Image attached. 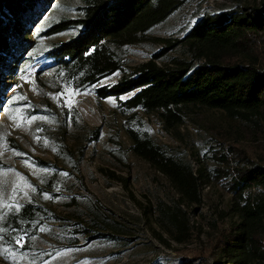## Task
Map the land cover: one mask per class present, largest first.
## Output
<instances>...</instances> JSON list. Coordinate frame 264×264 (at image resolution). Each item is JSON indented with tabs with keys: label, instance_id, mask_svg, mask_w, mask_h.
Returning a JSON list of instances; mask_svg holds the SVG:
<instances>
[{
	"label": "trees",
	"instance_id": "obj_1",
	"mask_svg": "<svg viewBox=\"0 0 264 264\" xmlns=\"http://www.w3.org/2000/svg\"><path fill=\"white\" fill-rule=\"evenodd\" d=\"M55 1L0 0V94H8L13 71L34 50L32 37L50 38L78 29L76 38L53 45L47 61L72 90L93 91L96 99L113 98L118 104L116 111L126 120L123 131L129 152L165 177L179 199L171 207L156 208L166 236L184 244L191 228L181 207H199L203 186L223 184L235 222L218 237L221 258L214 264H264V162H254L231 143V139L264 141V5L203 14L180 39L165 40L153 36V30L191 0H82L78 19L66 18L38 31ZM148 42L161 50L146 63L125 69L126 56ZM180 48L187 60L168 55ZM117 75L116 83L104 84ZM212 110L226 119L224 126L213 127L219 133L209 139L214 144L209 152L214 165L208 173L201 168L195 171L186 156L175 155L154 140L146 123L156 115L161 129L169 133L194 113ZM99 137V128L92 130L84 144L92 145ZM85 148L74 163L75 171L84 161ZM37 166L52 172L58 167L38 160ZM63 222L46 207L24 204L6 218L7 241L15 247L23 237L27 243L45 227ZM90 225L81 226L76 236L93 241L108 238L100 233L90 236Z\"/></svg>",
	"mask_w": 264,
	"mask_h": 264
},
{
	"label": "rangeland",
	"instance_id": "obj_2",
	"mask_svg": "<svg viewBox=\"0 0 264 264\" xmlns=\"http://www.w3.org/2000/svg\"><path fill=\"white\" fill-rule=\"evenodd\" d=\"M263 5L264 0H191L154 29L153 36L180 39L203 14L256 10ZM82 6V0L55 1L37 30L43 32L66 18L78 19ZM78 35V29L70 28L50 38L32 37L34 50L13 71L8 94H0V264H214L221 258L217 239L235 222L225 185L203 186L199 207H181L191 228L184 244L166 236L156 208L171 207L179 199L165 177L129 152L123 131L126 120L117 113L118 104L113 98L96 99L93 91L72 90L47 61L53 45ZM160 50L149 42L138 47L126 56L125 69L146 63ZM168 55L188 59L183 48ZM225 119L215 110L199 111L169 133L161 129L156 115L146 123L154 140L175 155L186 156L195 171L201 168L208 173L214 165L209 157L214 144L209 139L219 133L213 127L224 126ZM98 128V141L85 145V135ZM231 141L235 150L256 163L264 162V141ZM83 147L84 161L75 171ZM37 160L58 166L57 171L40 169ZM30 203L48 208L64 222L47 226L37 238L14 247L7 241L6 218ZM89 223L90 236L100 233L108 238L93 241L76 236Z\"/></svg>",
	"mask_w": 264,
	"mask_h": 264
},
{
	"label": "snow or ice",
	"instance_id": "obj_3",
	"mask_svg": "<svg viewBox=\"0 0 264 264\" xmlns=\"http://www.w3.org/2000/svg\"><path fill=\"white\" fill-rule=\"evenodd\" d=\"M66 103H68V102L66 101ZM33 119H35V118H33ZM14 194H15V192H14ZM16 207H18V205H16ZM22 241H23V237H19V238L16 240V243H17L18 245H20V246H23V245H22Z\"/></svg>",
	"mask_w": 264,
	"mask_h": 264
}]
</instances>
